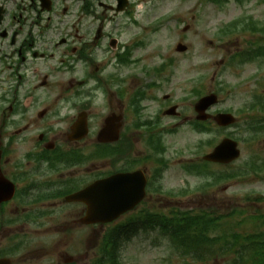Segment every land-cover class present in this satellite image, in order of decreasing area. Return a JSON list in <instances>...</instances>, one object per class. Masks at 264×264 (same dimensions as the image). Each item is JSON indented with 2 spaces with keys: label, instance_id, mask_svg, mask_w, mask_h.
Returning <instances> with one entry per match:
<instances>
[{
  "label": "flooded vegetation",
  "instance_id": "flooded-vegetation-1",
  "mask_svg": "<svg viewBox=\"0 0 264 264\" xmlns=\"http://www.w3.org/2000/svg\"><path fill=\"white\" fill-rule=\"evenodd\" d=\"M25 1L21 0V5L17 6L22 13L14 17L17 30L0 34V43L7 42L11 47L0 48V60L3 67L14 72L11 76L17 78L13 90L8 84L0 88V177L14 183L13 200H16L14 211L12 202L0 207V239L6 237L8 229L14 228L20 232L89 230L95 237L103 230V225L83 223L88 204L68 200L72 194L103 178L140 169L131 159L104 161L103 146L98 143L108 116L114 118L115 126L121 124V131L125 130L126 105L119 102L117 96L113 101H98V96L90 95L92 90L78 91L89 95L73 97H55L49 93L48 83L38 80L37 75L44 68L48 70L47 64L53 59V54H48L49 48L42 47L48 41L53 44V24L48 26L41 16L29 15L35 8L29 5L27 12ZM28 1L35 4V0ZM1 13L5 20V4L0 1ZM99 32L102 38V27ZM111 38L107 36V40ZM68 42L64 40L67 46ZM96 45L85 42L80 54L85 49L91 51ZM91 82L93 80L81 81L78 86L88 89ZM139 105H131L133 113ZM82 114L86 116L89 134L77 141L73 138V127ZM132 125L128 126L127 136L133 134L134 123ZM147 174L152 177L149 170ZM148 180L147 193L152 200L159 189L158 178L154 174ZM6 188V183L0 184L1 191ZM27 212L32 214L25 215ZM11 213H15L16 219L8 225Z\"/></svg>",
  "mask_w": 264,
  "mask_h": 264
},
{
  "label": "rangeland",
  "instance_id": "rangeland-1",
  "mask_svg": "<svg viewBox=\"0 0 264 264\" xmlns=\"http://www.w3.org/2000/svg\"><path fill=\"white\" fill-rule=\"evenodd\" d=\"M261 0H250L244 3L243 7L236 5L233 1L223 6H216L201 0H156L155 2H146L139 4L135 8L136 22L130 17L121 16L117 21L123 38L129 40L132 38L145 39L148 44L146 48L135 50L136 57L143 61L136 66L134 70L139 74L140 81L148 80L144 74V68L157 65L164 54L174 55L176 45L184 37L186 46L190 50L187 59H181L176 67V74L172 82L166 85L167 88L174 89L176 96L186 95L190 89L196 87L197 80L203 79L205 84V93H219L221 103L218 110H231L235 113L240 112L246 105L250 104L256 94H260L264 89L260 88L257 81L264 80V66L252 64L234 68H220V64L228 57L229 53L237 48H246L250 35H242L240 38L225 39L219 41L216 39L218 30L236 19L238 16L250 15L254 19H264V4ZM171 17L170 23L164 24L156 33L151 32L148 23L156 17ZM164 17V18H165ZM180 18H184L185 24L192 23L194 20V30L183 35V27ZM188 18V19H186ZM131 42V41H130ZM188 50V51H189ZM179 58V57H178ZM184 58V57H183ZM156 60V62L154 61ZM79 71V70H78ZM127 72V71H126ZM69 75L67 79L79 76ZM263 82V81H262ZM130 82V84H132ZM65 88V84L58 83L54 92L60 93ZM214 134L210 137L198 136L191 133L188 129L181 130L180 134L168 138L170 144V154L179 155V158L189 159L201 157L211 149L203 147L198 149L201 141L208 138L221 139L233 134L238 136L235 128L225 129L223 132H217L214 126ZM242 157L237 166L242 167L245 162L253 158H264V143H251L243 141L240 145ZM181 160L176 161L178 164ZM178 169L177 167L174 168ZM185 174L180 170L177 176L171 177L169 187L175 189L184 188L183 178ZM191 185H185L187 188L194 189L196 186L205 182L202 178L194 177L191 179ZM264 197V180L256 178L241 179L231 182H224L213 188H209V193L185 194L176 205L185 209L205 210L218 215H229L233 210L244 212V217L255 216L258 221L253 226L248 224L233 228V231L243 233L264 232V202L254 201V198ZM247 198H251L247 200ZM179 201V199H177ZM169 208V207H168ZM241 216L234 217L239 220ZM231 232V231H229ZM156 232L141 233L139 237L133 239L125 246L121 259L123 264H188L175 254L168 243L158 238ZM192 264V263H189ZM211 264H227L222 260L212 261ZM229 264H232L231 262Z\"/></svg>",
  "mask_w": 264,
  "mask_h": 264
},
{
  "label": "trees",
  "instance_id": "trees-1",
  "mask_svg": "<svg viewBox=\"0 0 264 264\" xmlns=\"http://www.w3.org/2000/svg\"><path fill=\"white\" fill-rule=\"evenodd\" d=\"M170 225L172 229L169 231L163 229V232H168L167 235L178 251L185 256L193 257L196 261L201 262L217 256L224 250L220 245L225 244L228 247L226 250L234 253L235 256H249L247 262L264 264V242L256 241L260 238L259 235L244 237L235 234L231 239L226 236L210 238V233L217 228L219 221L207 215H196L194 220L189 218V220L174 221Z\"/></svg>",
  "mask_w": 264,
  "mask_h": 264
},
{
  "label": "water",
  "instance_id": "water-1",
  "mask_svg": "<svg viewBox=\"0 0 264 264\" xmlns=\"http://www.w3.org/2000/svg\"><path fill=\"white\" fill-rule=\"evenodd\" d=\"M213 97L205 99L201 102V109L199 111L203 112L208 108L213 100ZM215 102V98H214ZM219 122L221 125H229L234 122L231 116H220ZM239 152L237 151V144L230 140L224 141L211 155L206 157V160L217 161V162H228L227 160H233L238 157Z\"/></svg>",
  "mask_w": 264,
  "mask_h": 264
}]
</instances>
